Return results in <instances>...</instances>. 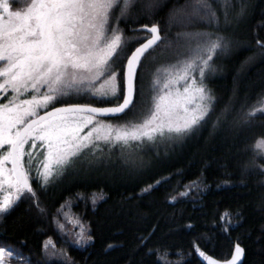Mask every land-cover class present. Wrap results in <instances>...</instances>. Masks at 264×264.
<instances>
[{"label":"trees","instance_id":"trees-1","mask_svg":"<svg viewBox=\"0 0 264 264\" xmlns=\"http://www.w3.org/2000/svg\"><path fill=\"white\" fill-rule=\"evenodd\" d=\"M195 2L164 0L153 15L120 24L126 37H137L128 42L122 60L149 36L140 30L141 23L159 22L162 40L145 54L137 70V101L143 111L133 109L119 119H107L113 123L140 122L156 92L153 82L157 69L174 65L189 54L184 34L218 30L197 15L192 23L178 15L171 22L174 8L194 15ZM209 2L220 16L219 30L228 47L217 52L205 81L216 97L208 122L180 140L145 143L131 158L121 157L115 148L110 161L87 172L69 169L43 189L33 165V187L46 211L40 213L35 206L28 210L30 201L22 200L9 213L0 214V244L14 245L28 258V264H64L62 258L49 255L60 249L75 264H161L157 256L163 253L167 254L166 264H204L197 246L206 255L224 260L239 243L245 249L241 264H264V206L259 200L264 189L258 187V182L264 181L258 174L264 159L253 147L256 139L264 136V114L245 115L264 93V56L258 54L256 46L257 40H264V0ZM242 2L246 15L233 19L225 28V3L234 16ZM99 100L84 92L63 98L66 103L104 106ZM0 102H6L3 95ZM225 108L227 112L216 124V116ZM33 151L43 149L38 146ZM77 168H86V163ZM245 168L253 169L252 174L242 175ZM197 180L198 186L192 187L191 182ZM148 185L152 188L143 191ZM182 192L188 194L179 195ZM61 205L65 207L61 209ZM225 213L228 217L222 218ZM72 217L93 237L87 244L73 243L80 226L70 222ZM57 220L66 225L65 231L58 228ZM49 238L53 244L45 250L43 245Z\"/></svg>","mask_w":264,"mask_h":264},{"label":"snow or ice","instance_id":"snow-or-ice-1","mask_svg":"<svg viewBox=\"0 0 264 264\" xmlns=\"http://www.w3.org/2000/svg\"><path fill=\"white\" fill-rule=\"evenodd\" d=\"M163 3L164 0H29L23 8L14 10L9 0H0V95L6 101L0 102V214L9 213L22 200L30 201L28 210L35 206L40 213L46 211L33 187V165L36 181L43 189L69 169L87 172L110 161L115 148H119L121 157L131 158L132 152L145 143L180 140L208 122L216 97L205 81L217 52L228 47L219 30L220 16L209 0H196L193 13L218 30L184 34L189 54L174 65L157 69L153 82L156 92L142 120L113 123L106 118L119 119L133 109L143 111L137 101V70L145 53L162 40L161 26L159 22L141 23L140 30L149 37L122 60L128 42L137 37H126L120 24L153 15ZM184 11L174 8L170 20ZM246 11L242 2L232 16L225 3L223 26L242 19ZM256 46L258 54L264 56V40H257ZM82 92L99 97V102L107 106L63 102L64 97ZM227 110L216 116V124ZM258 113L264 114V93L257 106L245 115ZM38 146L43 151L35 153ZM253 147L264 159V136L258 137ZM82 163L86 168L78 169ZM252 172L251 168L242 169V175ZM258 174L264 176V164L258 166ZM199 183L193 181L191 186ZM258 187L264 189V181L258 182ZM151 188L148 185L143 191ZM92 199L95 203L97 196L94 194ZM259 200L264 206V191ZM70 222L80 226L73 243L83 245L93 239L86 235L79 219L72 217ZM57 226L66 230L59 220ZM52 244L49 238L43 248L47 250ZM197 250L209 264H221L198 246ZM244 252L236 243L231 259L223 264H238ZM49 255L62 258L64 264H75L64 249ZM166 255L158 254L161 264H166ZM0 264H28V258L14 245L4 243L0 244Z\"/></svg>","mask_w":264,"mask_h":264},{"label":"rangeland","instance_id":"rangeland-1","mask_svg":"<svg viewBox=\"0 0 264 264\" xmlns=\"http://www.w3.org/2000/svg\"><path fill=\"white\" fill-rule=\"evenodd\" d=\"M9 2L10 3H12V5L13 4H17V6L16 7H19L21 4H27L28 2H29V0H9ZM16 7H13V9L15 10V9H17ZM187 9H188V7H187ZM178 16H183L184 18H186L187 19V22L188 21H191V23L195 20V14L194 15H192V16H189V14H183V13H178L177 14ZM177 16H175V18H176ZM175 18L174 19H171V22H174L173 20H175ZM192 19V20H191ZM179 24V23H178ZM180 24H182V23H180ZM183 25V24H182ZM181 26V25H180Z\"/></svg>","mask_w":264,"mask_h":264},{"label":"water","instance_id":"water-1","mask_svg":"<svg viewBox=\"0 0 264 264\" xmlns=\"http://www.w3.org/2000/svg\"><path fill=\"white\" fill-rule=\"evenodd\" d=\"M148 37H149V36H148ZM148 37H147V38H148ZM147 38H146V39H147ZM146 39H145V40H146ZM145 40H144L143 42H141V43H144ZM141 43H140V44H141ZM138 46H139V44H138L136 47H138ZM154 46H155V45H154ZM154 46H153V47H154ZM136 47H135V48H136ZM135 48L131 51V53L135 50ZM149 50H150V49H149ZM149 50H148V51H149ZM131 53L129 54V56L131 55ZM145 54H146V53H145ZM142 58H143V57H142ZM125 64H126V62H125ZM59 106H60V105H59ZM94 106H97V105H94ZM104 106H107V105H104ZM101 107H102V106H101ZM235 245H236V243L234 244V247H233V250H232V253H231L230 257H228L227 259L221 260V259H217V258H215V257L212 256L213 259L221 261V264H223V261L228 260V259H231V256H232V255L234 254V252H235ZM208 256H211V255H208ZM243 259H244V255L241 257L240 261H238V264H241L242 261H243ZM203 262H204V264H209V262L206 261L205 259H204Z\"/></svg>","mask_w":264,"mask_h":264}]
</instances>
